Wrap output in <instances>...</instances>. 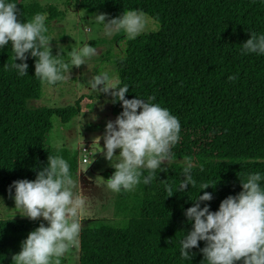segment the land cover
Instances as JSON below:
<instances>
[{
  "label": "trees",
  "instance_id": "1",
  "mask_svg": "<svg viewBox=\"0 0 264 264\" xmlns=\"http://www.w3.org/2000/svg\"><path fill=\"white\" fill-rule=\"evenodd\" d=\"M65 1L91 14L106 11L108 20L129 9H142L158 19L160 30L128 40L115 65L120 85L129 86L125 98L152 96L180 122L171 163L162 165L166 171L157 170L147 185L138 183L132 191L117 193L116 221L96 220L81 230L79 264H206L199 252L203 241L191 249L190 259L179 254V241L191 229L183 214L194 203L191 199L210 192L212 199L201 206L208 203L215 211L223 198L241 190L240 179L252 172L264 174V55L241 54L250 33H264V0ZM12 2L22 22L46 12L47 35L50 24L65 17L54 4ZM59 53L62 60L64 53ZM34 60L27 58L26 75L17 76L5 68L13 63L10 44L0 48V197H11L6 190L12 181L34 179L48 155L65 159L72 179L78 175V153L52 148L47 140L52 117L67 125L81 107L76 103L49 113L30 110L28 101L40 98L45 83L33 76ZM230 75L234 79L229 80ZM111 111H121L119 101L112 103ZM185 158L193 164L196 183L175 191L183 179V165L177 161ZM201 184L212 186L200 190ZM260 184L264 188V179ZM40 222L0 220V264H13L12 254Z\"/></svg>",
  "mask_w": 264,
  "mask_h": 264
},
{
  "label": "clouds",
  "instance_id": "2",
  "mask_svg": "<svg viewBox=\"0 0 264 264\" xmlns=\"http://www.w3.org/2000/svg\"><path fill=\"white\" fill-rule=\"evenodd\" d=\"M16 4L12 0H0V48L10 44L13 63L5 68L11 67L17 76L26 75V60L34 57L33 76L53 86L68 78L69 63L71 67L87 65L86 61L96 54V49L88 45L69 52V62L61 60L59 52L51 54L49 41L52 38L46 34V12L35 13L30 20L22 22L17 16ZM96 19L104 22L105 35L119 30L129 40L159 29L158 19L142 9L123 11L107 22L103 14L96 15ZM241 45L242 55H264V33H250ZM228 79L234 77L230 75ZM88 86L105 94L111 89V102L119 101L121 106L115 119L104 125L103 157L113 169L106 178L107 189L121 193L134 190L138 183H151L158 172L166 171L163 162L168 163L172 157L171 148L179 139L178 118L167 107L153 102L152 96L144 99L136 94L125 98L129 86L120 85L118 78L107 71L93 75ZM192 167L191 160L185 158L183 179L175 191L195 185ZM142 172L146 175L142 176ZM262 179L264 174L259 171L240 179L241 190L223 198L215 211L209 209L208 203L201 206V202L212 199L210 192L204 191L191 199L194 203L183 213L191 222V229L184 232L179 241L180 257L190 259L191 249L197 247L198 241H203L199 252L206 264H264ZM209 186L212 185L199 187L203 190ZM75 189L76 182L69 174L68 163L60 156L48 155L46 166L35 172L34 179L11 182L6 191L11 194L16 213L29 220L42 218L20 242V250L12 254L13 264H60V258L69 248L78 245L85 198ZM164 189L169 192L168 196L172 195L167 184Z\"/></svg>",
  "mask_w": 264,
  "mask_h": 264
},
{
  "label": "rangeland",
  "instance_id": "3",
  "mask_svg": "<svg viewBox=\"0 0 264 264\" xmlns=\"http://www.w3.org/2000/svg\"><path fill=\"white\" fill-rule=\"evenodd\" d=\"M42 4H54L65 12L63 19L50 24L49 35L52 40L49 46L58 52L64 53L65 62H69L68 53L88 45L96 49V54L90 57L85 64L79 67L69 63L68 78L63 82H57L53 86L44 83L42 93L38 100H29L28 108L34 112H51L53 109H64L79 103L80 114L69 124H62L56 116L51 118L52 129L48 134L47 144L52 148H67L78 153V175L73 181L76 182V191L82 192L85 203L81 212V225L85 228L96 220L116 221L114 216V204L117 193H113L106 187L105 173L112 171L108 161L103 157V133L106 121L114 120L112 114V97L109 93H99L90 89L88 81L93 75L107 71L114 74L119 80L118 69L115 62L123 57L125 45L129 39L123 35L116 39L120 32L114 30L110 35H105L103 21H98L96 15L103 14L105 22L108 21L106 11L89 13L84 10L70 7L65 0H38ZM155 32H148L153 34ZM145 35V34H141ZM140 35V36H141ZM99 87V85H98ZM48 110V111H46ZM96 137H100L97 141ZM86 148L87 153H83ZM118 152L117 150H114ZM88 161L84 163L83 156ZM185 161V160H184ZM184 161H177L184 165ZM170 161L163 162L169 166ZM0 220L25 219L16 213L14 201L11 197H0ZM35 220H42L37 218ZM81 232V231H80ZM60 264H79V241L78 245L69 248L60 258Z\"/></svg>",
  "mask_w": 264,
  "mask_h": 264
},
{
  "label": "built area",
  "instance_id": "4",
  "mask_svg": "<svg viewBox=\"0 0 264 264\" xmlns=\"http://www.w3.org/2000/svg\"><path fill=\"white\" fill-rule=\"evenodd\" d=\"M88 150H86V148L83 149V153H87ZM84 163H87L88 159L87 157L84 155L83 156V160H82Z\"/></svg>",
  "mask_w": 264,
  "mask_h": 264
}]
</instances>
